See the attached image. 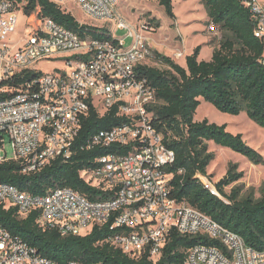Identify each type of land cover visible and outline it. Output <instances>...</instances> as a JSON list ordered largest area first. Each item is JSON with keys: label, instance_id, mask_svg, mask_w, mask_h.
<instances>
[{"label": "built area", "instance_id": "obj_1", "mask_svg": "<svg viewBox=\"0 0 264 264\" xmlns=\"http://www.w3.org/2000/svg\"><path fill=\"white\" fill-rule=\"evenodd\" d=\"M71 0H50L64 6ZM82 14L92 20L127 30L124 39L80 38L51 19L43 18L20 46H10L8 36L16 29V8L11 0H0V84L21 72L36 73L22 87L0 88V163L19 161L24 172L39 170L56 158L68 159L79 134L81 119L94 108L104 115L113 108L127 123L92 135L85 149L117 146L126 153H109L95 160L82 178L109 197L89 201L76 191L56 188L44 196H33L0 183V205L14 207L20 217L38 211L37 225L56 230L61 237L84 236L93 227H106L104 242L132 258L146 255L160 258L171 231L182 236H204L220 246L197 245L186 252L183 264H264V250L248 247L242 238L225 229L186 202L170 197L173 175L167 168L174 162L173 151L151 124L149 108L155 94L136 69L152 57L151 48L138 28L154 32L141 22L135 27L118 13L120 0H72ZM254 22V37L264 45V4L242 0ZM67 55L69 72L37 73L34 66L53 56ZM176 58L181 55L176 53ZM13 148L7 157L5 145ZM179 174L182 171L178 172ZM202 187L226 202L216 186L196 175ZM0 264H56L40 257L22 240L0 226ZM68 264H83L69 262Z\"/></svg>", "mask_w": 264, "mask_h": 264}, {"label": "trees", "instance_id": "obj_2", "mask_svg": "<svg viewBox=\"0 0 264 264\" xmlns=\"http://www.w3.org/2000/svg\"><path fill=\"white\" fill-rule=\"evenodd\" d=\"M27 19L36 22L48 18L80 38L108 40L116 43L104 28L80 24L64 8L50 0H11ZM166 16L175 20L173 1L154 0ZM208 24L222 33L223 40L208 61L198 60L200 46L185 57L180 66L169 57L154 53L156 61L165 70L140 65L138 78L146 80L155 94L149 108L151 124L162 136V143L173 151L174 162L167 168L173 177L169 182L170 197L186 202L225 229L239 235L244 243L257 251L264 250V188L258 200H239V190L229 195L224 188L242 178L231 166L215 186L227 202L206 191L196 175L207 176L206 169L214 159L207 144L228 149L254 165H262L264 158L247 146L241 134H231L225 125L210 124L207 120L195 122L194 116L201 101L212 105L218 112L237 116L244 112L249 120L264 128V45L254 37V22L250 10L242 0H200ZM18 10V11H19ZM147 25L154 32L160 22L152 18ZM36 73L21 72L0 88H19L33 81ZM5 92L0 99L9 97ZM127 123L118 117L116 108L100 115L91 108L81 119L79 134L68 159L56 158L39 170L24 172L19 161L0 163V183L12 185L33 196H44L56 188H68L89 201L105 200L106 192L94 188L82 178V172L92 168L95 160L109 153H126L117 146L84 147L95 133ZM182 171V173H178ZM38 211L22 218L14 207L0 205V226L34 249L38 256L56 264L80 262L83 264H183L186 252L197 246H217L216 241L204 236H182L171 231L162 254L155 262L146 255L132 258L104 242L106 227H93L84 236L61 237L56 230L41 229L37 225Z\"/></svg>", "mask_w": 264, "mask_h": 264}, {"label": "rangeland", "instance_id": "obj_3", "mask_svg": "<svg viewBox=\"0 0 264 264\" xmlns=\"http://www.w3.org/2000/svg\"><path fill=\"white\" fill-rule=\"evenodd\" d=\"M261 1L264 3V0ZM63 8L80 24L108 30L116 40L124 39L125 48L132 45V37H126L128 35L127 30H117L111 24H104L102 21H95L84 16L75 1L66 2ZM117 11L126 22L135 27L152 18L160 22V28L155 32L138 28L139 35L152 50V57L147 60L146 65L158 70H165L166 67L156 61L155 52L169 57L180 66H184L186 55H190L194 48L200 46L198 60L208 59L209 54L218 49L223 40L222 33L216 27L203 21V14L206 12L200 4V0H175L173 2L174 21L166 16L163 8L154 0H120ZM16 17V29L8 36L7 43L10 46L16 45L18 47L21 39L31 32V25L37 24V22L33 18L27 19L22 10L17 12ZM199 20H201L200 23L193 22ZM199 30L201 31L197 32ZM176 53L180 54L181 58H176ZM67 57V55L53 56L49 60L40 61L34 68L37 73L41 72L42 74H51L57 71L69 72L71 68L65 63ZM203 120L218 126L225 125L226 131L231 134H241L247 146L257 151L264 158V128L249 120L244 112L237 116L220 113L212 105L201 101L196 110L194 121L201 122ZM207 147L208 151L214 155V159L207 167V176L204 177L215 185L226 175L228 169L234 166L236 173H242V178L225 187L224 193L229 195L233 189L237 188L239 200L247 198L258 200L261 190L264 188V163L254 165L239 154L212 143H208ZM5 152L8 158L14 154L13 148L8 142L5 145ZM220 195L222 196L221 193ZM222 198L227 202L226 198L223 196Z\"/></svg>", "mask_w": 264, "mask_h": 264}, {"label": "crops", "instance_id": "obj_4", "mask_svg": "<svg viewBox=\"0 0 264 264\" xmlns=\"http://www.w3.org/2000/svg\"><path fill=\"white\" fill-rule=\"evenodd\" d=\"M123 1H125V0H123ZM261 3H263L261 0H259ZM174 2V1H173ZM264 4V3H263ZM119 10V9H118ZM117 13L120 15V13L117 11ZM121 16V15H120ZM203 21H205V23H208V19H207V15L204 13L203 14ZM201 19V20H202ZM201 20H199V21H193V22H198V23H200V21ZM202 29V28H201ZM158 30V29H157ZM201 30H199V31H197V32H200ZM196 33V32H195ZM111 34V33H110ZM111 36H112V38L114 39V40H116V38H114V36L111 34ZM186 56H188V55H186ZM209 58L208 59H204V61H208V60H210V58H211V53L209 54V56H208Z\"/></svg>", "mask_w": 264, "mask_h": 264}]
</instances>
